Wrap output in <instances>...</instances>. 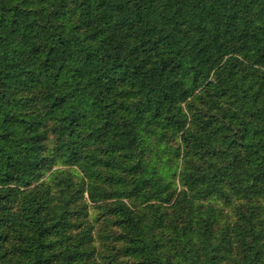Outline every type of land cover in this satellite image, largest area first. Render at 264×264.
Returning <instances> with one entry per match:
<instances>
[{
    "label": "trees",
    "instance_id": "trees-1",
    "mask_svg": "<svg viewBox=\"0 0 264 264\" xmlns=\"http://www.w3.org/2000/svg\"><path fill=\"white\" fill-rule=\"evenodd\" d=\"M55 159L130 264H264V0H0V264H116ZM166 168L211 215L158 223Z\"/></svg>",
    "mask_w": 264,
    "mask_h": 264
},
{
    "label": "rangeland",
    "instance_id": "rangeland-1",
    "mask_svg": "<svg viewBox=\"0 0 264 264\" xmlns=\"http://www.w3.org/2000/svg\"><path fill=\"white\" fill-rule=\"evenodd\" d=\"M46 148L45 153L48 156H53L51 158H54L55 155L52 153V149H54V136L52 134L49 136ZM177 169L178 170L173 169L170 172L166 168L163 172L166 179L172 180L170 181L172 182L175 195L172 200L170 202L162 203L157 202L156 200L151 201L150 205H158V208L151 207L154 212V216L159 219L158 223H160L162 219L163 223L167 224L169 222L172 226L174 224L181 226V222H184L189 218V216H200L199 214L201 213L204 216L212 214V212H209L208 210L213 207V204L215 205L214 198H208L207 200L196 199V190H193V188L185 184L184 179L181 180L182 178L179 174L180 169ZM58 176H60L59 181H57ZM85 180L86 178L84 173H82L77 166L67 164L61 159H55L51 167L44 171L43 177L36 183V185L42 182L46 184H54V186L56 184L64 183L65 188L67 187L72 195L75 196L73 199L76 198L75 207H86V210L81 217V222L88 225L87 233L91 239V249L93 251V255H97L98 258L103 259L114 256L118 258L116 264H130L131 260L129 258L118 256V251L124 245V239L121 238V231L116 230L112 226L107 227L103 224V217H101V214L104 211L102 206L105 203H91L88 192L84 191ZM129 203L132 204V206L137 207L140 211L150 209V206H147L149 204H140L136 200L129 201ZM189 206L193 207L192 212H190ZM224 210L225 212H228L227 207H225ZM226 222L227 220L220 221L218 226H214L216 231L215 241L217 240V237L219 238V236L223 233L222 227L226 225ZM170 233L171 231H165V235H169ZM159 235L163 236L161 230L159 231ZM175 236L176 233H174V238Z\"/></svg>",
    "mask_w": 264,
    "mask_h": 264
}]
</instances>
